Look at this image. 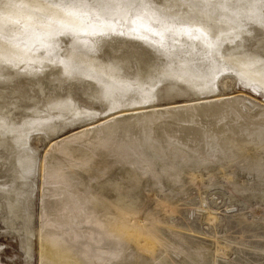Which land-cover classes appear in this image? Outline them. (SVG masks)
Instances as JSON below:
<instances>
[{"label": "bare ground", "instance_id": "6f19581e", "mask_svg": "<svg viewBox=\"0 0 264 264\" xmlns=\"http://www.w3.org/2000/svg\"><path fill=\"white\" fill-rule=\"evenodd\" d=\"M244 23L264 30V0H199L115 37L122 42L119 46L112 38L0 78L3 88L14 85L20 76L35 78L42 93H47L37 100L0 94V153L7 156L0 161L5 177L0 190L9 214L6 224L15 234L25 235L26 253L32 237L33 179L39 174L46 180L39 234L41 264H113L120 255L117 240L150 255L157 246L174 248L149 225L150 212L137 204L145 198L139 191L151 189L153 195L160 191L159 201L175 208L178 196L185 194L180 173L189 174L191 184L203 179L202 173H193L201 159L222 160L221 155H229L230 143L243 148L252 174L249 183L239 181L235 190L264 209L263 112L252 114L244 110L251 106L248 98L242 102L238 96H220L217 89L236 77L244 85H260L264 93V39L251 51L234 44L250 33ZM104 43L116 45L118 52L106 49L101 54ZM224 44L227 48L222 50ZM133 59L138 62L136 74ZM85 81L88 89L83 95L88 101L80 103L65 84L79 86ZM163 84L168 86L167 93L187 90L203 98L151 107ZM63 92L65 96L60 95ZM93 103L103 104L100 114H117L96 121L99 113L94 112ZM70 126L79 129L56 137ZM227 132L231 136H225ZM41 137L53 139L42 160L37 146L31 145ZM165 149L171 154L167 161L159 155ZM85 166L92 169L94 181L78 185L70 177L72 169ZM204 166L211 169L209 164ZM168 168L171 177L165 178ZM253 216V220L245 214L233 218L251 226L246 231L249 238L262 242L261 246L242 242V247L262 255L264 213L257 210ZM220 247L225 251L230 245ZM186 256L180 257L181 264L191 260L197 264L195 258ZM158 258L160 264H173L166 254L159 253ZM129 264L147 263L136 258Z\"/></svg>", "mask_w": 264, "mask_h": 264}, {"label": "rangeland", "instance_id": "374dc122", "mask_svg": "<svg viewBox=\"0 0 264 264\" xmlns=\"http://www.w3.org/2000/svg\"><path fill=\"white\" fill-rule=\"evenodd\" d=\"M244 25L250 31L249 35L245 36L241 43L235 42L234 44H241L244 48L243 50L251 51L258 40L264 39V30H260L255 25L249 23H244ZM114 43L119 46L122 42L114 38ZM116 45L113 46L104 43L100 53L104 54L105 50L108 49L111 53L115 54L118 52ZM226 48L227 45L224 44L222 50ZM131 62L132 72L136 74L139 70L138 62L135 59ZM15 81L16 83L14 85H9L5 88L0 87V94L4 93L12 96L21 94L25 98L33 100L47 96L46 92L42 93L41 87L36 83L35 78L20 76ZM65 87L76 93L73 95L76 101L80 103L88 101L83 95V92L88 89V82L85 81L79 86L74 85L72 82H67ZM167 87V84L160 86V91L157 92V99L153 101L151 107L170 106L192 100L198 101V99L203 98L195 97L187 90H185V93H167ZM217 89L221 93L220 96H238L242 102L249 101L251 106L244 107V110H249L252 114L263 112L262 117H264V93L260 89V85H244L238 78L234 77L231 78V81H228L226 87L220 84L217 86ZM60 95L65 96V93L63 92ZM91 107L94 112L99 113L95 118L96 121H103L117 114L114 112L106 113V115L100 114L104 112L102 103H93ZM149 124L150 120L147 119L144 122L145 128H147L145 129L146 131L148 130ZM77 129H79V126L67 127L65 131L58 133L56 137H60L62 134H69ZM228 134L231 136L232 133L227 132L225 136ZM51 140L53 139L41 137L31 141V145L37 146L38 159H43L49 148V141ZM228 146H230L227 151L229 155L227 157L221 155L222 160L210 161L201 159L202 165L200 162L196 168L198 170H193V173H202L203 179L191 184L189 183V174L185 172L180 173L179 178L180 182L185 186V194L178 196L179 202L175 208L159 201L163 197L160 191H157L155 195L151 193V189L144 188L139 191L142 195H145V198L141 203L137 204L139 207H143L146 212H150L147 215L150 219L149 225L155 226L161 236L173 245L174 248L170 246H157L156 252L150 255L146 252L137 251L130 244L121 243L120 240H117L115 246L120 255L118 258L115 256L113 264H129V262L134 261L136 258H142L147 264H160V259L158 258L159 253L166 254L173 264H181L180 257L182 254L188 255L186 257L195 258L197 264H264V254L255 253L252 250L243 248L241 245L242 242L251 241L257 242L261 246L262 242L249 238L250 233H246V231L252 227L246 224H239L233 217L239 214H245L249 219L253 220L254 216L252 217V215H254V212L258 210L260 213H264V209L255 200L246 199L238 190H235V185L239 181L249 183L252 180V174L247 170V157L243 153V148L235 143H230ZM262 150L264 151V148ZM159 155H161V160L164 159L167 161L171 158L168 149H165V152H159ZM6 157L5 153H0L1 164L4 162V159L6 160ZM182 159L184 161L187 160L185 157H182ZM206 164L211 165L210 170L204 166ZM128 165L144 173V171H141L143 170L142 168H139V166L134 165L132 162H128ZM171 170V168L166 170L165 178L171 177L169 176ZM91 173L92 169L89 166H85L82 169H72L71 176L70 174L69 176L79 181L78 185H84L86 182L91 183L94 181V176ZM110 175L118 177L117 174L110 173ZM4 178L3 174L0 173V186ZM33 180L35 185L34 193L31 205L29 206L33 215L31 222L32 237L28 253L25 250V246L27 245L25 235L15 234L6 224V220L9 219V214L0 190L1 264H41L39 234L43 226V201L46 197V180L40 174L35 175ZM208 214L210 216L213 215L216 219L211 221L208 218ZM160 215L164 217L165 221L159 217ZM16 222L18 226H23L20 221ZM172 225L180 226L181 229L172 228ZM259 231L261 232L262 230ZM227 243L230 247L222 251L220 246ZM175 247L177 248L175 249ZM201 260H204V262ZM191 261L193 262V260ZM191 261H189L190 264H193Z\"/></svg>", "mask_w": 264, "mask_h": 264}, {"label": "water", "instance_id": "95a60500", "mask_svg": "<svg viewBox=\"0 0 264 264\" xmlns=\"http://www.w3.org/2000/svg\"><path fill=\"white\" fill-rule=\"evenodd\" d=\"M199 0H0V78L146 27Z\"/></svg>", "mask_w": 264, "mask_h": 264}]
</instances>
